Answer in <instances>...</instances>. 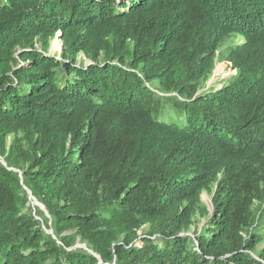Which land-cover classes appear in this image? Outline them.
<instances>
[{"label": "trees", "instance_id": "trees-1", "mask_svg": "<svg viewBox=\"0 0 264 264\" xmlns=\"http://www.w3.org/2000/svg\"><path fill=\"white\" fill-rule=\"evenodd\" d=\"M0 264H264V0H0Z\"/></svg>", "mask_w": 264, "mask_h": 264}, {"label": "rangeland", "instance_id": "rangeland-1", "mask_svg": "<svg viewBox=\"0 0 264 264\" xmlns=\"http://www.w3.org/2000/svg\"><path fill=\"white\" fill-rule=\"evenodd\" d=\"M239 40L240 39H236L234 36H231L223 43V45L224 47H226L235 42H238ZM35 47L37 49H40L39 45H36ZM46 54L49 56H55L57 58H63L62 56L64 54V50L60 37L57 36V34L51 40ZM65 57L66 59H68L67 56ZM74 61L78 65H88L91 63L90 59L87 56H85L83 53L77 54L74 58ZM225 65L226 64L217 63L212 77L208 80L206 84L208 87L215 86L216 88H221L224 84L227 83L230 77L233 76L234 71H231L229 68H226ZM176 113L177 112H174V110H170L168 114H170L171 117H176L175 116ZM36 139L37 136H34L31 140L27 137V135L21 132L16 135L8 136L4 141V145L6 149L5 156L8 154V152L19 153V149L21 150L20 154L23 157L22 158L20 157L21 159L19 158L18 166H17V172H19L20 174L23 171H26L30 165L29 156L33 155L34 147L38 146V144H36L35 146L32 144L34 141H36ZM45 145H47L46 142ZM23 189L26 191V193L30 194V192L26 189V187L23 186ZM31 200L32 202H29L28 205L29 207H31V209H33L34 202L33 199ZM212 200H213V192H203L201 194L200 202L202 208L200 207L198 211L192 216L191 223L188 225V227H186L180 232V235L195 240V237L200 232H202L203 228L207 225L209 217L213 215L214 207ZM32 211L34 212V210ZM148 231H149V225L144 224L136 231L135 236L141 237L142 235L147 234ZM68 234H73V232H68ZM135 241H136L135 237L125 233H121L117 235V237L115 238L114 245L115 244L126 245V243H131V242L134 243ZM76 248H81L84 249L85 251L91 252L90 247L86 243H84L80 237L75 238L71 249H76Z\"/></svg>", "mask_w": 264, "mask_h": 264}, {"label": "water", "instance_id": "water-1", "mask_svg": "<svg viewBox=\"0 0 264 264\" xmlns=\"http://www.w3.org/2000/svg\"><path fill=\"white\" fill-rule=\"evenodd\" d=\"M57 36H59V33H57Z\"/></svg>", "mask_w": 264, "mask_h": 264}, {"label": "bare ground", "instance_id": "bare-ground-1", "mask_svg": "<svg viewBox=\"0 0 264 264\" xmlns=\"http://www.w3.org/2000/svg\"><path fill=\"white\" fill-rule=\"evenodd\" d=\"M56 44V43H55ZM57 45V44H56ZM55 46V45H54ZM55 48V47H54Z\"/></svg>", "mask_w": 264, "mask_h": 264}]
</instances>
